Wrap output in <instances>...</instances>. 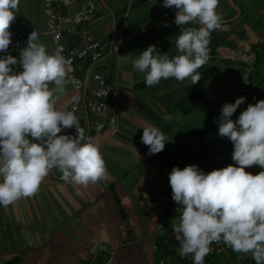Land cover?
<instances>
[{"label":"crops","instance_id":"crops-1","mask_svg":"<svg viewBox=\"0 0 264 264\" xmlns=\"http://www.w3.org/2000/svg\"><path fill=\"white\" fill-rule=\"evenodd\" d=\"M93 1L96 12L82 28L102 42L104 56L102 67L87 71L102 69L117 81L118 125L111 134L105 117L83 110L78 118L100 148L106 175L83 186L65 182L54 168L35 195L0 206V264H103L107 248L116 250L118 264H194L177 258L174 228L180 204L173 201L161 167L183 169L203 160L209 171L233 151L232 143L218 135V118L222 106L237 99L243 70L252 69L253 79L264 77V0H219L216 11L223 25L211 32L210 59L198 69L201 79L195 85L190 79H162L151 87L133 61L149 46L156 47L154 55H178L180 26L163 21L157 0ZM44 9V0H20L9 31L29 35L35 30L38 42L53 53ZM56 10L66 13L59 6ZM80 43L79 37L65 35L67 47ZM7 54L19 58L11 52L0 56ZM13 67L21 70L19 64ZM257 89L261 95L251 94L249 104L263 100ZM75 95L69 83L63 94L57 93V107L66 110ZM145 122L172 139L158 154L149 155L141 142ZM245 171L256 175L264 169ZM204 264L256 261L251 253L231 250L228 258H205Z\"/></svg>","mask_w":264,"mask_h":264},{"label":"clouds","instance_id":"clouds-1","mask_svg":"<svg viewBox=\"0 0 264 264\" xmlns=\"http://www.w3.org/2000/svg\"><path fill=\"white\" fill-rule=\"evenodd\" d=\"M19 3L0 0V53L10 47L9 29ZM218 4L219 0H162L164 8L175 9L174 23L181 28L175 41L179 54L154 55L155 46L142 51L133 68L145 74V86L169 78L190 79L195 85L201 79L198 69L210 59L211 32L223 25ZM193 23L199 27H183ZM38 40L34 30L18 59L0 56V206L35 195L54 168L65 182L83 186L107 172L98 144L86 136L78 116L57 107V93L77 83L68 75L69 61L59 50L49 53ZM17 64L20 71L13 67ZM245 100L225 103L218 118V135L232 143L234 163L208 173L196 165L173 167L168 177L173 201L183 206L174 228L179 255L191 254L194 264H204L212 252L210 245L220 241L264 264V171L256 175L245 171L252 166L264 169V100L249 104L233 120ZM70 128L75 129L74 136L60 134ZM142 130L141 142L149 155L172 142L154 124L145 122Z\"/></svg>","mask_w":264,"mask_h":264},{"label":"built area","instance_id":"built-area-1","mask_svg":"<svg viewBox=\"0 0 264 264\" xmlns=\"http://www.w3.org/2000/svg\"><path fill=\"white\" fill-rule=\"evenodd\" d=\"M44 1V14L47 21L48 35L53 46V53L59 50L66 60L69 61L67 64L68 75L77 81L76 84H70L76 92L74 98L78 99H73L66 110L74 111L78 117L79 113L83 110L105 117L111 134H114L117 129L119 114L118 83L115 80H109L102 69H96L92 71V73L91 71H87V67H91V69L94 66L102 67L104 56L102 42H100L95 35L82 28L96 12L95 2L93 0ZM57 6L66 9V13H59L56 10ZM157 6L163 21L175 24V9L164 8L162 6V0H157ZM11 33V44L8 52L19 54L23 48L27 47L29 35ZM68 34L79 37L81 43L77 46L67 47L65 44V35ZM252 81V69L243 70L240 74V88L237 98L246 97V100L245 103L237 109V117L247 108L249 100L252 98L250 93L251 86H253ZM60 134L74 136L75 129H65ZM232 152L221 157L217 165L210 168L209 172L224 168L227 162L231 160ZM152 163L158 165L157 161H152ZM161 172L164 176L169 177L171 170L167 167H161ZM182 211L183 206L180 205L178 209L179 219ZM165 243H168V241H165ZM210 247L212 248V252L205 257L206 259H215L219 257L228 258L232 250L231 247L222 241L214 242ZM177 258L180 262L193 261L191 254L187 257H181L179 255V249L177 251ZM103 264H118L115 249L108 248L105 250Z\"/></svg>","mask_w":264,"mask_h":264},{"label":"water","instance_id":"water-1","mask_svg":"<svg viewBox=\"0 0 264 264\" xmlns=\"http://www.w3.org/2000/svg\"><path fill=\"white\" fill-rule=\"evenodd\" d=\"M114 42L112 43L113 46ZM111 46V47H112ZM252 84L259 88L260 91L262 92V99L264 100V77H257L255 79H253ZM196 166H198L201 170H203L205 173H208V169H209V164H205V161H200ZM103 248H107L102 247V249H100V251H103ZM108 249V248H107ZM98 251V249L95 250V253Z\"/></svg>","mask_w":264,"mask_h":264},{"label":"trees","instance_id":"trees-1","mask_svg":"<svg viewBox=\"0 0 264 264\" xmlns=\"http://www.w3.org/2000/svg\"><path fill=\"white\" fill-rule=\"evenodd\" d=\"M250 93H251V94L261 95V93L259 94V91H258V89H257L255 86H251ZM260 97H261V96H260ZM259 101H260V100H259ZM249 102H250V100H249ZM248 105H249V103H248Z\"/></svg>","mask_w":264,"mask_h":264},{"label":"rangeland","instance_id":"rangeland-1","mask_svg":"<svg viewBox=\"0 0 264 264\" xmlns=\"http://www.w3.org/2000/svg\"><path fill=\"white\" fill-rule=\"evenodd\" d=\"M214 165H215V164H214ZM214 165H213V166H214ZM213 166H212V167H213Z\"/></svg>","mask_w":264,"mask_h":264}]
</instances>
